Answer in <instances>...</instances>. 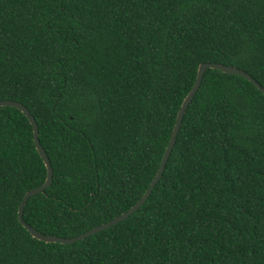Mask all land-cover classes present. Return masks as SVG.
<instances>
[{"label":"trees","instance_id":"1","mask_svg":"<svg viewBox=\"0 0 264 264\" xmlns=\"http://www.w3.org/2000/svg\"><path fill=\"white\" fill-rule=\"evenodd\" d=\"M206 62L264 87V0H0V101L53 168L25 222L73 238L134 206ZM46 176L0 106V264H264V94L241 76L207 70L122 222L33 238L18 208Z\"/></svg>","mask_w":264,"mask_h":264},{"label":"water","instance_id":"2","mask_svg":"<svg viewBox=\"0 0 264 264\" xmlns=\"http://www.w3.org/2000/svg\"><path fill=\"white\" fill-rule=\"evenodd\" d=\"M208 69H216V70L222 71L223 73H226V74L241 76V77L247 79L253 85H255V87L264 94V87L256 79H254L249 73L239 69L238 67H234L231 65H224L221 63H208V62L201 63L199 68H198V72H197L195 82H194L190 92L185 97V99H184V101L180 107V110L178 112L176 122H175V125L173 128L169 143L166 147V150L164 152V155H163L161 163H160V167H159L153 181L151 182L149 188L147 189L146 193L141 197V199L134 206H132L129 210H127L126 212H124L120 216L112 219L111 221H108L107 223L96 226V227L92 228L91 230H89V231H87L81 235H78L76 237H73V238L47 236V235L40 233L39 231H37L36 229H34L28 223L25 222V220L23 218V212H24V208L26 206V203L28 202V200L32 196L37 195L39 193H42L48 187H50V185L52 184V181H53V168H52L50 159L48 158L45 150L43 149V147L40 143L38 124H37L34 116L31 115L30 111L23 104H21L19 102L10 101V100L0 101L1 107L8 106V107L16 108V109L20 110L27 117L30 124L32 125L33 138H34V143H35L36 149H37L38 153L40 154L41 158L43 159L44 164H45L46 169H47V176H46L45 182L42 185L28 191L24 195V197H23V199L19 205V208H18L19 222L23 225V227H25L28 230V232L32 235V237L36 238L40 241H44L46 243H64V244L73 243L75 241L82 240V239H84V238H86L92 234H95L96 232L103 231L105 229H108V228L122 222L123 220L128 218L130 215H132L134 212H136L142 205H144L145 202L147 201V199L152 194L155 186L158 184V182L160 181V179L163 176L167 161H168V159L172 153V150L176 144L177 136L180 132V129H181V126L183 123V119L185 117L187 109H188L189 105L191 104V102L193 101L196 93L198 92V90L201 86V83L203 81L204 75Z\"/></svg>","mask_w":264,"mask_h":264}]
</instances>
